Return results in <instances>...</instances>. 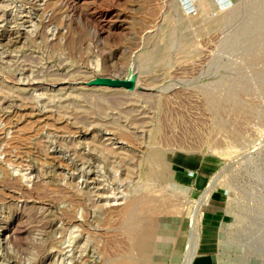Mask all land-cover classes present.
<instances>
[{"label": "rangeland", "instance_id": "374dc122", "mask_svg": "<svg viewBox=\"0 0 264 264\" xmlns=\"http://www.w3.org/2000/svg\"><path fill=\"white\" fill-rule=\"evenodd\" d=\"M156 151L176 164L166 181L146 174ZM201 164L204 190L188 178ZM164 186L189 203L167 201L184 226L175 264L195 263L217 188L214 264H264V0H0V264H172L144 257L170 242L141 244L151 213L122 211ZM69 227L91 247L60 243Z\"/></svg>", "mask_w": 264, "mask_h": 264}, {"label": "bare ground", "instance_id": "6f19581e", "mask_svg": "<svg viewBox=\"0 0 264 264\" xmlns=\"http://www.w3.org/2000/svg\"><path fill=\"white\" fill-rule=\"evenodd\" d=\"M18 42H19L18 38L14 39V41L10 42V45H12V46L16 45ZM8 44H9V42H8ZM128 74H127V77L131 78L133 73L131 75H128ZM107 150H108V148H107ZM7 152H9V150H7ZM110 152L112 154H114V152H112V151H110ZM75 153H76V156H78L80 158H84V156H82V154L80 152H78L77 150H75ZM39 154L40 153H38V155ZM162 155H163V153L160 152V151H156V152L152 153V157H150L148 159V161L152 165V168H149L148 172L146 173L152 179H154L156 181H160V182H161V180L162 181H166V180L170 179V176H169L170 173L174 172L175 169H176V167H175L176 164H174V166H173V164H170L167 161L163 160L160 157ZM104 159L107 162L112 163L111 160L109 159V155H105ZM102 165L103 164H100V163L95 165V168H96L98 173L102 172V170H103V166ZM118 172H119V170L116 169L115 166L111 165V170L108 172V175H107L106 179H107L108 182H111L113 184L116 183L117 187L120 188L121 182L125 181V179L123 178V176L119 177L118 176ZM122 174H128V175L129 174L130 175L131 174H135L134 167L132 165H130L127 168V170L124 169L122 171ZM215 178H216V176L213 179H211V182H209V183L212 184L213 181L215 180ZM163 188H164L163 191H165V193H164L165 195H164L163 199H157V198H151L149 196H144V191H146V189L145 188H138L135 191V193L132 194L129 197V199L126 201L125 205L122 207V211L124 212V214H125L126 218H128V220H131L132 217L135 218L136 217L135 216L136 213H138L140 211H145V214L151 213V217H150L151 221L152 220L153 221L156 220V222L158 221L157 222L158 224L155 223V225H153V224H149L148 223L149 225H147V226L151 225V227L149 228V230H151V231H148V228H147L148 234L146 236H144V237L142 235H140L141 236L140 238L142 239L141 240V244L144 246V248H147V246L152 243V238L149 235H154V234H157V233L159 234V232H158L159 230L162 231L160 234H164V235L166 234V236L170 240V242H169L168 248L166 250H164V251L155 250L156 252H154L153 255H150V254L146 253L144 255V257L145 258L146 257L147 258L148 257L149 258L153 257V258H157V259H161V258L164 259L165 258L166 260L170 259L172 264H175L176 261L178 260L177 252L180 249L179 242L181 241V236H182V233H183V230H184V226L180 225V219H179V217L176 214L177 211H172V210H170L167 207V203H168L167 201H168L170 196H174V197H176V199L179 201L180 204L182 203V204L187 206V204H189V203L185 199H183V197L180 196L181 193H179L178 191H175L174 193H171V191H169L170 189L168 190L167 187L164 186ZM141 216H143V215H141ZM48 218H50V217H48ZM139 218H141V217H139ZM137 219H138V216H137ZM128 220H127V223H126L127 225L128 224L134 225L133 224L134 222L131 224V222L128 223ZM136 224H137V222H136ZM139 224H141V222ZM49 228H51V227H49ZM53 230L50 231V229H49L48 232L45 233V234H47L46 235L47 238H52ZM128 230H129L128 231L129 232L128 235L131 238H134L135 235H136L135 234V230L136 229H132L131 228V230L130 229H128ZM139 231H140V229H139ZM62 233H63V238L60 241V243H62L63 245L64 244L65 245L66 244H71V243L75 242L74 246H76V250L79 251V252L80 251L82 252L83 250H87L89 247H91V240L89 238L78 239L77 236H75V234H74L73 228H70V227L66 228V229H64L62 231ZM136 233H139V232H136ZM173 234H175V237L173 236ZM156 238H157V236H156ZM137 239H139V238H137ZM94 246H96V245H94ZM171 247H173V248L170 249ZM41 248L44 249V247H41ZM74 253H75V251H74ZM76 254H78V253H76ZM76 254H73V253L71 254L70 250L65 251V252H63L61 254L62 255V258H61L62 260L61 261H63V260H65V262L67 260H71L72 261L76 257ZM135 257H138V256H135ZM134 259L128 258L127 256L123 257V258H120V259H117V258L113 259L112 257L108 258V257H104L103 256L102 257V264H165L162 260L161 261L160 260H158V261L157 260L156 261H153V260L148 261V260H145V259H138V260H137V258H136V260H134ZM189 262H190V260H188V258H187V259H185L183 264H189Z\"/></svg>", "mask_w": 264, "mask_h": 264}, {"label": "crops", "instance_id": "0c3cea01", "mask_svg": "<svg viewBox=\"0 0 264 264\" xmlns=\"http://www.w3.org/2000/svg\"><path fill=\"white\" fill-rule=\"evenodd\" d=\"M196 167V166H195ZM212 170L205 164L197 167L196 171H190L188 178L196 187H206ZM224 191L221 189L213 190L206 212L202 216L199 224V247L200 253L195 258L194 264H214V256L211 253V246L218 240L221 222L225 215L223 208Z\"/></svg>", "mask_w": 264, "mask_h": 264}]
</instances>
